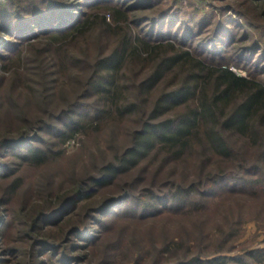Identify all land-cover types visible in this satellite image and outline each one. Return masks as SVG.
I'll use <instances>...</instances> for the list:
<instances>
[{"label":"trees","instance_id":"16d2710c","mask_svg":"<svg viewBox=\"0 0 264 264\" xmlns=\"http://www.w3.org/2000/svg\"><path fill=\"white\" fill-rule=\"evenodd\" d=\"M214 1L219 3L212 0L215 9L204 0H0V68L11 69L20 80L19 70H24L20 85L26 86V96L39 95L45 106L31 118L23 117L17 128L0 126V240L9 217L21 218L33 238L30 249L5 247L8 263L91 264L92 250L122 215L155 220L198 213L208 244L213 227L206 211L216 201L228 195L264 197V20L250 18L232 4L236 0ZM239 1L264 5V0ZM96 27L115 31L108 51L89 56L83 46L75 52L72 40L86 39ZM242 37L250 39L239 44ZM47 54L50 60L56 58L59 83H70L59 95L57 103L64 105L57 112L47 107V95L55 91L32 84L34 74L46 83ZM167 73L179 80L163 83ZM78 83L81 93L74 92ZM159 83L165 88L153 94ZM11 85L0 98L4 112L18 104ZM132 113L137 117L130 142L95 173L82 174L57 191H42L17 213L8 209L23 185L22 171L44 166L64 149L46 144L45 132L61 136L64 143L82 131L86 134L88 127L91 131L102 119L129 121ZM159 157L174 160L168 173L182 167L178 179L140 187L134 180L122 181L141 161ZM208 163L211 169H206ZM120 181L116 193H100L105 185ZM238 221L213 246L216 251L200 252L199 247L190 252L183 229L178 240H163L155 260L264 264V246L224 253L229 237L241 234ZM182 248L184 254H177ZM114 255L100 260L120 262L121 251ZM146 255L138 250L134 264H143Z\"/></svg>","mask_w":264,"mask_h":264},{"label":"rangeland","instance_id":"374dc122","mask_svg":"<svg viewBox=\"0 0 264 264\" xmlns=\"http://www.w3.org/2000/svg\"><path fill=\"white\" fill-rule=\"evenodd\" d=\"M204 1L208 8L215 9L217 7L212 5V0ZM213 2L214 4H219L214 0ZM232 4H235L240 10L246 11L247 15L249 17L251 16L250 18L253 17L255 21L260 22L261 20H264V5L254 7L251 4L243 3L239 0L233 1ZM229 12L231 11H227L225 14ZM114 35V30L106 31L102 28L98 29V27H96L87 34L86 39L85 37L80 36L74 38L71 44L73 45L75 52H78V50L83 51L82 47L84 46L88 55L91 56V54L104 52L105 50L108 51L114 40ZM248 39L250 38L242 37L239 44H245ZM69 41H71V39L68 40V42ZM48 55L49 54H47L46 59V83H39V75L34 74L32 78L37 79L33 80L32 84L36 88L38 87V89L45 86L46 88H49L50 92L51 90L55 91L53 96L51 94L47 95L49 103L47 107H49L50 110H54L53 112H57L60 110L61 106L64 105L63 103H57L59 95L70 83H59L61 80L58 78L56 65L54 64L56 58L53 60L51 58L50 60L48 59ZM48 62H50V64ZM32 66L36 69L34 64ZM231 67L240 74L246 72L242 67ZM128 68H126L125 73H127V71L129 73L130 69ZM19 71L21 80L13 76L14 74H12L13 72L11 69L0 68V98L8 91V86H12L11 84H14L13 88H15V97H18V104L16 107L7 108V112L0 110V126L9 125L11 129L23 125V117L31 118L35 112L42 111L45 107L40 104L39 95L35 96L29 93L27 94L28 96H26V92L28 93V91L26 86H22L24 81L23 77L26 72L22 69ZM169 76V73H167V79L165 81L163 80V83H176L175 80H179V77L176 78L174 76ZM21 83L22 85H20ZM159 84V88H155L152 91L153 94L154 91L155 93H158V89L163 87L162 83ZM82 89V83H78L75 85L74 92L81 93ZM37 101L39 102L37 103ZM143 108L146 109V107ZM39 113V116H43L41 112ZM44 115H46V112H44ZM130 115L131 118H129V121L125 119L118 122L112 118L108 120L107 118L102 119L91 131L88 127L86 129V134L82 131L74 137H69L64 143L62 142L61 136L57 137L51 134V132H45L44 139L47 140L46 144L50 143V145L55 147L63 145L64 149L61 154L51 157L52 159L44 166H41L38 169H35V167H26L22 171L24 178L23 185L17 190L13 200L8 204V209L17 213L24 205H32L35 201L34 199L39 198L42 191L44 193L47 191H57L58 189L72 185L73 179L78 178L82 174L95 173L96 168H98L101 163L110 159L115 151L122 150L123 147L130 142L132 136L130 135V132L135 127L134 124L136 122L135 118L137 117V113H132ZM133 119L134 121L132 122ZM19 131L20 129L15 132ZM53 140L55 141L54 143L57 144H54L52 142ZM173 161L174 160L169 159L161 160V157L154 158L152 161L143 160L130 172L129 175H125L122 178V181L134 180L137 183L136 186L140 187L142 185L158 186L165 182L163 180L167 178L169 179V177L170 179H178L182 174V167L180 165L174 166L175 171L168 173L170 170L169 167L174 164ZM206 165V169H211L213 164L208 163ZM191 170L193 174L195 171L193 169ZM192 174L190 176H192ZM151 178H153V180ZM170 179L168 181H170ZM121 185V181L116 184L115 182L107 184L100 189V193H116ZM216 202L217 203H215L213 207L206 211V221L210 222V225L213 227L210 239H208V244H206L207 238L204 236L201 220L199 218L200 214L198 213L193 217L187 218H182L176 215H167L155 220L132 219L126 215H122L117 218L115 223H113L112 228L108 230L105 235L101 236L98 245L92 250L93 260L91 264H105L100 260L103 256H106L109 253V259H111L115 256L114 254H116V252L120 251L122 255H120L122 257L120 262L112 261L111 263L106 262V264H134L132 257L141 249L147 251V255L145 256L146 260L143 264H155V262H157L156 264H162L167 259L159 256L158 259L155 260L157 257V249L165 238H174L178 240L182 237L184 235L183 229L187 230L186 241L189 244H185L189 246L191 245V247L188 248L190 252H194L197 249L199 250V247L201 248L200 252L205 251L204 248H210V252L216 251V248L213 246L218 245L221 237L227 236L226 232H228L232 227V224H236L235 222L238 220H242L241 234L236 238L234 235V238L232 236L229 237L231 238L229 239V243L225 244V249L227 248V245H229V249L225 250L224 253H242L244 250L264 246V197L228 195ZM119 209L120 208L118 207L114 210L118 211ZM20 219L18 218L16 221H13L12 218L11 220L10 217L7 218L8 224L5 225L4 228V239L2 238L0 240V264H10L5 260L9 255L4 252L5 247L18 245L20 247H25V249L31 248L33 238L29 236L28 227L24 225L22 219ZM194 220H196V223H191V221ZM109 221H111V219ZM106 230L107 229H103V231ZM117 239H121L120 242L122 243L113 244ZM110 245L115 246L114 250L113 248H109ZM125 245H128L127 249H124ZM202 245L206 246L203 247ZM184 251L185 249L182 248L178 250L177 254L182 255V253L184 254ZM96 256H98V258ZM174 258L175 254H173L170 259ZM81 261L83 260L80 259L79 263ZM25 264L27 263L25 262Z\"/></svg>","mask_w":264,"mask_h":264}]
</instances>
